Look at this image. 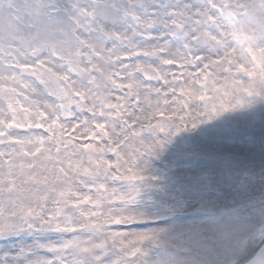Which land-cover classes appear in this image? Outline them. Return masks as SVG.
I'll return each instance as SVG.
<instances>
[{
	"label": "snow or ice",
	"instance_id": "6c2138e0",
	"mask_svg": "<svg viewBox=\"0 0 264 264\" xmlns=\"http://www.w3.org/2000/svg\"><path fill=\"white\" fill-rule=\"evenodd\" d=\"M248 8L247 0H0V240L64 237L5 252L0 264H81L80 254L145 264L146 246L197 230L159 223L189 193L205 211L249 212L218 264H264V231L256 235L264 139L241 150L243 141L213 136L195 188L153 183L149 168L174 133L264 104V64L248 55L242 71L230 41Z\"/></svg>",
	"mask_w": 264,
	"mask_h": 264
},
{
	"label": "rangeland",
	"instance_id": "374dc122",
	"mask_svg": "<svg viewBox=\"0 0 264 264\" xmlns=\"http://www.w3.org/2000/svg\"><path fill=\"white\" fill-rule=\"evenodd\" d=\"M188 2L197 3L198 0H188ZM247 2L249 8L246 17L237 20L229 28V31L233 33L230 41L234 44L238 57L242 61L240 64L242 71L246 70L244 64L248 55H251L257 65L264 64V15L261 14V5L264 0H247ZM238 43H240V47ZM221 118L234 125L238 130H245L250 133L249 135L253 137L252 140L255 141L257 147L260 141L264 139V104L256 103L250 108L225 114ZM186 133L191 135V132ZM244 139L246 142L245 136ZM243 144L241 150L248 147V144ZM168 164L169 162L165 161L164 165L166 166L164 167L169 168L167 167ZM161 167L164 168L162 165ZM20 179H23V177H20ZM176 180L177 178L163 180L159 177V180L153 183L167 186L175 183ZM179 180L188 185L189 188L196 187L193 175L184 174ZM188 195L191 198L181 205H185V207H182L172 217L162 218L159 223L162 227L169 226L168 221L176 220L181 225L195 226L197 230H185L171 235L160 247L146 246L147 255L143 258L145 264H218V258L221 257L222 253L239 242L236 236L247 227L246 221L249 212H242L238 218H234L219 211H205L202 205L196 201L194 194L189 193ZM211 219H216L218 223L210 227H202ZM115 222L119 223L120 221ZM262 225L257 221L256 231ZM16 238L20 239V237ZM85 238L95 239L96 242L99 239L88 234H85ZM28 239L31 245L59 244L64 237L60 234L36 236L29 234ZM2 241L5 240H0V242ZM11 242L15 244L13 238ZM41 254L47 255V253ZM2 256L4 257V253H0V257ZM101 258L104 260V264H111V261L115 259L112 254L102 255ZM78 259L81 264H93L92 258L86 254H80Z\"/></svg>",
	"mask_w": 264,
	"mask_h": 264
},
{
	"label": "bare ground",
	"instance_id": "6f19581e",
	"mask_svg": "<svg viewBox=\"0 0 264 264\" xmlns=\"http://www.w3.org/2000/svg\"><path fill=\"white\" fill-rule=\"evenodd\" d=\"M201 42L211 43L203 36H201ZM238 46L240 47V43H238ZM207 129H214L215 131L209 132L206 131ZM249 134L250 133H247L245 130H238L234 125H231L228 121L222 118L211 122L209 125L201 126V128L191 132V135H188V133L183 131L174 133V135L170 137V142L165 144L159 158L152 157L149 159V168L152 173L156 174L163 180H173V178L179 179L182 178L184 174L193 175L195 178L204 168L210 166L203 156V149L210 144L213 136H232L235 137L238 142L243 141L244 144H247L246 142L251 141L253 138ZM145 135L147 137L148 134ZM165 161L169 162L167 166L169 168L164 167L166 166L164 165ZM161 165L164 168H162ZM144 203H150V201L146 199ZM182 207H185V205L181 206V208ZM28 237L29 234L20 237V239L13 238L15 244H13L11 240L0 242V253L5 254V252L9 251L15 252L20 246H32ZM2 259L3 256L0 257V260Z\"/></svg>",
	"mask_w": 264,
	"mask_h": 264
},
{
	"label": "water",
	"instance_id": "95a60500",
	"mask_svg": "<svg viewBox=\"0 0 264 264\" xmlns=\"http://www.w3.org/2000/svg\"><path fill=\"white\" fill-rule=\"evenodd\" d=\"M261 231H264V224L260 228H258L257 231H256L257 241L258 242H259V236H260V232Z\"/></svg>",
	"mask_w": 264,
	"mask_h": 264
}]
</instances>
